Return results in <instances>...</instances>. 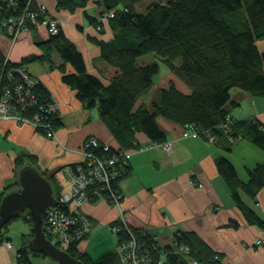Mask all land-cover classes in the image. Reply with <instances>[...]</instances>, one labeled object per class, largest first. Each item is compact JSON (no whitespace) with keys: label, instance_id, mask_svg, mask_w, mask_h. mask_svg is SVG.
Here are the masks:
<instances>
[{"label":"trees","instance_id":"1","mask_svg":"<svg viewBox=\"0 0 264 264\" xmlns=\"http://www.w3.org/2000/svg\"><path fill=\"white\" fill-rule=\"evenodd\" d=\"M142 1L57 0L59 9L70 10L86 8L93 2V14L85 13L89 22L99 31L103 30L106 22L113 29L114 37L110 40L88 35L90 41L99 45L101 56L108 63L109 68L103 73L108 82L88 72L84 55L66 36L60 22L59 33L50 34L47 40L39 43L43 51L41 54H30L19 63L9 60L8 67L36 60L49 61L51 67L61 70L63 82L76 91L77 98L85 107H97L120 148L143 147L138 139L140 133L145 134L153 144L165 143L167 134L157 120L161 116L183 126L191 124L206 138L209 132L227 150L239 141L232 142L230 137L239 136L264 150V124L258 118L235 119L226 107L232 100L231 90L235 87L264 97V51L258 46V40L264 38V0H170L152 2L144 13H140L136 6ZM39 6L35 0H0V19L26 17L29 11H38ZM47 14L50 13L47 11ZM26 27L34 29L37 25L26 19ZM55 51L62 59L59 64L52 58ZM148 53H155L160 62L139 65V57ZM4 60L5 56L0 51V63L3 64ZM68 64L73 66L74 71L68 70ZM161 65L167 66L190 91H182L172 80L169 86L161 89L157 102L151 106L138 104L139 99L154 85ZM0 73L6 78V69ZM16 79L20 81L18 77ZM34 91L38 105L25 110L29 116H33L37 108L49 102L52 96L39 80ZM228 116L234 120L226 130L224 124ZM60 118L51 116L54 128L58 127ZM34 160L32 154L18 157L17 175L21 167L28 163L33 165ZM127 162L123 176L113 181L114 187L120 188V182L132 173L129 159ZM216 164L247 219L264 226V220L240 195V190H243L255 197L260 190H264V162L249 170L248 181L239 178L234 164L227 157H218ZM53 187L54 195H58L60 192ZM26 213L29 210H24L12 220L26 217ZM116 224L119 225L118 241L129 239L130 233L123 224ZM132 229L142 251H149L153 264H157L161 255L157 242L148 232ZM32 231L27 243L20 249L17 264H35L32 254L46 257L41 251L30 248L29 241L35 233L34 229ZM174 244L176 248L165 249L167 256L164 264H192L194 261L219 264L214 251L194 232L176 233ZM182 245L188 246L189 251L177 249ZM66 249L84 264H120L116 249L100 257L80 250L79 241L69 244Z\"/></svg>","mask_w":264,"mask_h":264},{"label":"crops","instance_id":"2","mask_svg":"<svg viewBox=\"0 0 264 264\" xmlns=\"http://www.w3.org/2000/svg\"><path fill=\"white\" fill-rule=\"evenodd\" d=\"M35 2L46 4L49 13L59 20L66 36L84 55L88 72L108 82L103 74L109 68L108 63L102 58L99 45L90 41L88 35L110 40L114 31L108 22L104 23L102 31L89 22L85 13L93 14V2L86 8L75 10L59 9L57 0ZM49 36L43 25L24 29L14 43L11 37L2 34L0 51L10 61L19 63L30 54H41L43 51L39 43ZM258 46L264 51V38L258 40ZM55 52L52 58L59 64L62 59ZM24 66L58 100L61 118L55 137L27 123L0 119L2 187L7 191L17 188L16 159L32 154L35 156L33 165L50 178L59 192L69 189L64 167L82 161L85 140L91 136L98 137L127 153L132 173L120 182L123 194L120 205L100 199L83 206L81 211L89 216L91 231L79 242L80 250L100 257L116 249L118 236L112 233L111 226L123 219L130 227L146 231L154 238L161 248L157 264H164L167 256L165 249L175 247V235L182 231L200 236L214 251L219 264H264V226L247 219L216 164L218 157H227L234 164L239 178L248 181L249 170L264 162L263 149L244 138L227 150L222 143L212 142L203 135H185L182 124L161 116L157 120L167 134V141L172 144V152H165L160 144H153L143 133L138 135L140 144L152 145L142 149L120 148V143L101 119L99 111L93 113L84 106L76 91L63 82L60 69L51 67L46 60H36ZM67 68L70 72L74 71L71 64ZM172 80L182 91H190L167 66L161 65L154 85L139 99L138 104L151 106L157 102L161 89L169 86ZM231 99L226 107L235 119L258 118L264 124L263 96L235 87L231 90ZM240 195L264 220V190H260L255 197L243 190H240ZM180 248L177 249L181 251ZM0 264H17L12 251L3 245H0Z\"/></svg>","mask_w":264,"mask_h":264},{"label":"built area","instance_id":"3","mask_svg":"<svg viewBox=\"0 0 264 264\" xmlns=\"http://www.w3.org/2000/svg\"><path fill=\"white\" fill-rule=\"evenodd\" d=\"M47 11L49 12L48 6L41 3L38 11H29L26 17L11 16L0 19V36L6 34L14 41L19 37L22 28L26 27V19L37 26H45L50 34H58L59 21L47 14ZM8 62L9 59L5 56L3 64L0 63V71L7 70L6 78L0 73V119H13L20 123H27L36 129L43 130L48 136L55 137L56 130L50 118L51 116L60 117L58 100L51 96L49 102L40 105L34 115L29 116L26 111L38 105L34 91L38 79L24 65L8 67ZM232 120L234 119L228 116L227 123L224 124L226 130ZM190 133L199 134V131L191 124L184 125V134ZM208 139L212 142L217 141V138L209 132ZM240 139H242L241 136L230 137L232 142ZM163 145L165 150L172 152L171 142L166 141ZM144 147L146 146L141 149ZM127 159V153L123 149L113 148L112 145L97 137L93 136L85 140L83 160L64 167L70 188H64L55 195L57 204L45 211L43 227L47 236L50 235L49 239L66 249L69 244L80 242L87 237L91 231V220L81 211L87 202L105 199L111 204L120 205L123 194L118 186L114 187L113 181L123 176L125 165L128 164ZM5 191L6 189L0 185V207ZM31 216L30 211L26 213L28 219H31ZM120 222L130 233L129 239L118 242L116 246L120 264H153L149 251L145 253L142 251V246L132 227L123 219ZM32 228H34L33 225ZM118 230V224L111 226L114 234L117 235ZM5 231V226L0 229V245L12 249L14 245L5 237ZM180 249L184 252L189 251L186 245H182ZM215 259L218 257L216 256Z\"/></svg>","mask_w":264,"mask_h":264},{"label":"water","instance_id":"4","mask_svg":"<svg viewBox=\"0 0 264 264\" xmlns=\"http://www.w3.org/2000/svg\"><path fill=\"white\" fill-rule=\"evenodd\" d=\"M56 204L51 180L37 167L28 163L18 170L17 188L7 191L2 198L0 229L24 210H29L35 224V234L29 241L30 248L41 251L60 264H84L67 249L59 247L49 239L44 230L45 211Z\"/></svg>","mask_w":264,"mask_h":264},{"label":"rangeland","instance_id":"5","mask_svg":"<svg viewBox=\"0 0 264 264\" xmlns=\"http://www.w3.org/2000/svg\"><path fill=\"white\" fill-rule=\"evenodd\" d=\"M168 1H170V0H144V1L140 2L139 4H137L136 8H137L138 12L144 13L146 11V8L148 7V5L150 3H152V2H168ZM24 29H27V27H23L21 32ZM21 32H20V34H21ZM17 39H15L14 41L12 40L13 43ZM55 55H58V53L55 52ZM155 61L160 62V57L157 56L155 53H148V54H144L141 57H139L138 64L143 65L145 63L148 64V63H153ZM178 62H180V60H178ZM164 69L165 68H163V72L166 71ZM88 109H90V108H88ZM90 110H91V112L96 113L97 107L90 109ZM55 130H56V128H55ZM91 137H93V136H91ZM150 145H152V144H149V145L147 144L144 146H150ZM160 145L164 149V145L163 144H160ZM83 147H84V144H83ZM83 147H82V153H83ZM172 150H173V148H172ZM165 152L170 153L167 150H165ZM32 225L34 226V228H32ZM5 229H6V231H5L4 235H5V237H7V239L12 241L14 248H12L10 250L12 251L13 256L16 257V262L18 263V261H19L18 256L20 255L21 247L24 245V243H27L28 236L31 235V233H33L32 229L35 230L34 218H33V216H31V219H28L27 217H23V216L15 218L14 220H12L11 222H9L8 224L5 225ZM111 237L114 240L113 236H111ZM31 258L35 264H54L56 262V261L52 260L50 257H48V256L44 257L42 255L32 254Z\"/></svg>","mask_w":264,"mask_h":264}]
</instances>
